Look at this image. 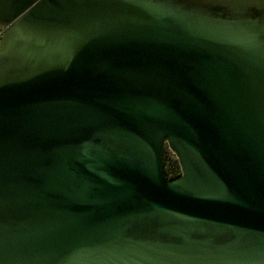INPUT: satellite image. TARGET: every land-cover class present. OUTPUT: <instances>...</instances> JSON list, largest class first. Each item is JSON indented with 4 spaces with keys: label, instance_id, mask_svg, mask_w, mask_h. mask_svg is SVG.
<instances>
[{
    "label": "water",
    "instance_id": "obj_1",
    "mask_svg": "<svg viewBox=\"0 0 264 264\" xmlns=\"http://www.w3.org/2000/svg\"><path fill=\"white\" fill-rule=\"evenodd\" d=\"M0 26V264H264V0H0Z\"/></svg>",
    "mask_w": 264,
    "mask_h": 264
},
{
    "label": "trees",
    "instance_id": "obj_2",
    "mask_svg": "<svg viewBox=\"0 0 264 264\" xmlns=\"http://www.w3.org/2000/svg\"><path fill=\"white\" fill-rule=\"evenodd\" d=\"M165 157H166V162H165L166 176L168 178H174L179 176L181 174V168L176 156L174 155V158H171L169 161H167V152L165 150Z\"/></svg>",
    "mask_w": 264,
    "mask_h": 264
},
{
    "label": "rangeland",
    "instance_id": "obj_3",
    "mask_svg": "<svg viewBox=\"0 0 264 264\" xmlns=\"http://www.w3.org/2000/svg\"><path fill=\"white\" fill-rule=\"evenodd\" d=\"M166 152H167V161H169L171 158H174V153H171V151L167 146H166ZM165 162H166V157H165Z\"/></svg>",
    "mask_w": 264,
    "mask_h": 264
},
{
    "label": "built area",
    "instance_id": "obj_4",
    "mask_svg": "<svg viewBox=\"0 0 264 264\" xmlns=\"http://www.w3.org/2000/svg\"><path fill=\"white\" fill-rule=\"evenodd\" d=\"M3 32H4V29L0 26V41H1V37H2Z\"/></svg>",
    "mask_w": 264,
    "mask_h": 264
}]
</instances>
